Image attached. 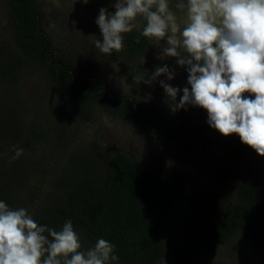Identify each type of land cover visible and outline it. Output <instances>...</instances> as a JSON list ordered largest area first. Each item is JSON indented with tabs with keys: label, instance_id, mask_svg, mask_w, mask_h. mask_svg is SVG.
<instances>
[{
	"label": "trees",
	"instance_id": "1",
	"mask_svg": "<svg viewBox=\"0 0 264 264\" xmlns=\"http://www.w3.org/2000/svg\"><path fill=\"white\" fill-rule=\"evenodd\" d=\"M6 7L17 54L7 42L0 43V79L11 74L18 63L33 61L49 81L65 92L58 107L62 113L55 117L57 123L53 122L56 148L66 153L76 141L75 130L65 123L70 116L87 119V111L100 108L108 116L141 126L162 143L171 159L192 168L160 173L126 153L75 149L69 154L72 162L68 170L62 172L56 185L59 199L37 208L38 224L59 231L71 220L80 236L81 250L105 239L115 245L117 264H195L208 248L241 233L251 243L257 264H264V157L243 144L238 135L225 137L210 127L202 108L189 105L186 110L153 109L141 97L108 89L103 69L86 67L82 62L74 65L67 54L52 48L43 27V12L35 0H6ZM141 31L138 28L124 34L120 52L104 54L93 46L96 51L92 53L101 58L96 64L104 58L144 55L150 38L142 36ZM145 70L146 66L137 61L129 76L141 83L133 77L142 75L146 79ZM184 87L190 85L179 87L176 103ZM1 103L0 128L19 140L21 124L18 121L12 129L17 118L9 123L14 113ZM21 141L22 147L30 145L29 136ZM22 172L17 164L6 171L0 163V201L12 209L24 208L23 200L30 199V190L18 193ZM206 206L215 211L211 209L212 217L206 214L193 218L197 208ZM175 214L190 220L188 227L200 226L192 232L182 231L177 242L170 244L164 225Z\"/></svg>",
	"mask_w": 264,
	"mask_h": 264
},
{
	"label": "clouds",
	"instance_id": "2",
	"mask_svg": "<svg viewBox=\"0 0 264 264\" xmlns=\"http://www.w3.org/2000/svg\"><path fill=\"white\" fill-rule=\"evenodd\" d=\"M175 7L186 11L183 28L169 0H116L114 12L99 10L95 22L102 40L95 47L104 54L122 51L124 34L144 21L142 36L166 41L158 58H174L188 73L190 88L182 89L179 103L181 90L159 81L172 110L189 105L206 110L210 127L225 137L238 135L264 157V0H180ZM162 75L173 80L175 70L158 66L150 78L133 79L151 85ZM81 249L71 220L57 231L38 224L26 209L0 201V264H111L119 259L115 245L102 238Z\"/></svg>",
	"mask_w": 264,
	"mask_h": 264
},
{
	"label": "rangeland",
	"instance_id": "3",
	"mask_svg": "<svg viewBox=\"0 0 264 264\" xmlns=\"http://www.w3.org/2000/svg\"><path fill=\"white\" fill-rule=\"evenodd\" d=\"M35 1L43 12V27L51 38L52 48L67 54L73 59L74 65L82 62L81 64L86 67L103 69L108 89L127 96L141 97L146 100L150 108L164 109L170 108L172 101L166 96L159 81L164 80L176 88L187 84V70L179 66L174 58L166 57L163 60L158 58L161 49L166 46V41L158 42L150 39V47L144 55L119 60L104 58L101 64H96V61L101 58L92 52L96 51L95 41L102 40V34L95 21L101 8H107L110 13L114 12L116 0H88L87 3H84V0ZM179 2L180 0H169V5L183 28L186 23V11L175 7ZM143 25L144 21H139V28ZM2 41L10 44L14 54H17L14 29L7 17L6 0H0V43ZM88 53H90L89 57L86 56ZM137 61L146 66L147 78H150L158 66L164 65H167L170 70H175V78L168 81L162 75L151 85L143 82L135 83L129 76V70ZM17 65L13 67L12 75L9 74L6 78L4 76L0 79V104L4 102L14 113L15 118L9 120V123L17 118L12 129L16 128V123L19 121L22 133L19 140H14L7 129L0 128V163L6 171L12 169V166L15 167L16 164L23 170L18 183V193L31 191L28 194L30 199L23 200L26 203L24 209L36 222L39 216L36 213L37 208L44 203H53L59 199L60 192L56 189V185L62 172L68 170L69 154L75 149L87 147L86 151L89 153H94L97 149L113 154L126 153L160 173L173 174L175 169L192 170L171 159L162 143L151 137L141 126L131 120L122 121L108 116L100 108L87 111L89 113L87 119L74 116L66 119L65 123L69 128L75 130L76 141L69 145L66 153L63 149L60 151L55 145L53 122L57 123L58 120L55 117L62 113L58 107L61 96L65 92L57 84L49 81L43 74V70L37 68L33 61L27 63L24 61L23 64ZM10 75L11 77L8 78ZM26 136H29L30 145L22 147L21 139ZM211 209L210 207L197 208L193 218L206 214L212 217L213 209ZM213 212L215 213L214 210ZM176 217L178 216L175 214L173 219H167L164 225L166 242L170 244L177 242L178 235L182 231L192 232L200 226L195 224L196 226L188 227L190 220L178 217L176 222ZM257 261L258 257L252 250L247 237L237 233L208 248L195 264H257ZM111 264L117 263L111 262Z\"/></svg>",
	"mask_w": 264,
	"mask_h": 264
}]
</instances>
